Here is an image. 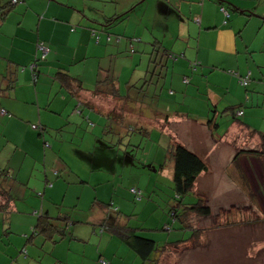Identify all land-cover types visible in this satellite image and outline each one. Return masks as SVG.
<instances>
[{"label": "crops", "instance_id": "1", "mask_svg": "<svg viewBox=\"0 0 264 264\" xmlns=\"http://www.w3.org/2000/svg\"><path fill=\"white\" fill-rule=\"evenodd\" d=\"M19 1L0 0V264H126L105 252L108 242L129 246L113 224L137 228L121 215L113 177L148 165L156 173L174 141L205 161L199 176L215 168L212 158L227 161L220 170L232 177L230 165L245 176L257 160L244 151L260 150L250 144L264 134V0ZM69 77L82 89L66 86ZM194 191L211 210L196 183ZM165 211L162 231L174 223Z\"/></svg>", "mask_w": 264, "mask_h": 264}, {"label": "rangeland", "instance_id": "2", "mask_svg": "<svg viewBox=\"0 0 264 264\" xmlns=\"http://www.w3.org/2000/svg\"><path fill=\"white\" fill-rule=\"evenodd\" d=\"M253 2L255 3L257 0H253ZM263 5L264 2L261 1V6ZM115 29L112 28L109 31V36H111L112 40L119 39L122 36L121 34L117 36L110 34ZM131 29L132 27L128 26L126 33H131ZM94 35V40L97 41L99 35L98 33L97 36ZM125 38L127 37H123L122 39ZM140 51L141 49H137V53ZM131 53L129 51L130 55H132ZM152 71H154L153 67L149 70L148 77L146 76L145 78L148 84L142 80L146 85L145 89L148 88L151 81L149 80V76L151 77ZM155 80H153V83H155ZM142 81L140 82L141 86ZM154 86H149V94L153 91ZM146 101L143 105L153 106L150 101ZM37 126L41 127L39 124ZM92 129L91 123L86 125V128L84 127V130L87 132H90ZM250 146L251 148L256 147L261 150V144L256 140L251 141ZM143 153V160L146 161L147 153L145 149L137 151V158H140ZM6 155L7 150L2 151L0 159H3ZM137 158L135 159L139 163L140 161ZM260 161L264 165V156L261 157ZM240 162L245 163L244 161ZM258 162L259 160L250 158L248 164H244V178L238 172L236 165V167L230 165V171L234 175L232 177L220 170V166L225 165V163L227 164V161H219L215 158L210 159L208 163L214 165L216 169L211 166L212 171L208 174L202 173L197 178L196 190L206 193L204 199L208 201L211 207V214L205 217L195 214L188 215L189 224L194 228L201 229L202 233L197 235L194 240L184 242L185 244L188 243L186 246H182V248L177 250L173 249L172 254L163 255L162 257L153 255L152 258L157 257L159 259L161 257L159 264H264V170L261 169ZM157 163L161 169L153 174L150 173L153 167L151 166V168L148 165L147 169H142V167L137 168L139 171L123 169L122 175L113 177L114 181L118 179L116 183L117 186H120L118 194L123 198L121 215H124V219L127 220L130 226L137 227L140 234L144 236L154 235L158 239H161V242L157 243L158 245L164 244L168 237L171 240H178L179 238L188 240L193 233L190 229L161 230L162 223L159 222V215L164 210L167 212L170 197L173 195L172 157L164 153ZM141 170H148V172ZM155 182L159 184L156 186ZM130 187H135L142 191L143 197L140 201L134 200L133 195L130 193ZM93 192V186H88L87 194H89V201L87 202V207L91 206V202L94 199ZM109 198L110 196L105 200V203H109ZM185 201H197V193L195 191L189 193L186 195ZM109 204L120 206L115 202H110ZM109 209H111L110 206L107 210ZM169 220L172 222L170 217ZM90 226L93 227L91 223ZM85 233L87 232L85 231ZM105 233L109 234V230L106 229ZM115 237L117 238V236ZM95 245H97V241H95ZM123 246L125 248H118L116 241L110 244L108 242L105 246V252L111 257L115 256L114 258H116L118 257L116 251H119L123 255L126 264L144 263L129 246L125 244ZM94 249H96V246H94ZM144 264L153 263L147 261Z\"/></svg>", "mask_w": 264, "mask_h": 264}, {"label": "trees", "instance_id": "3", "mask_svg": "<svg viewBox=\"0 0 264 264\" xmlns=\"http://www.w3.org/2000/svg\"><path fill=\"white\" fill-rule=\"evenodd\" d=\"M223 9L228 13V11L223 7V5H221V10ZM125 14L126 13H124V15L120 17H117V16L111 17L108 20L107 25H110L112 22L120 21L121 19H124ZM228 17H229V13L227 16L225 15V18H228ZM129 41L130 43H133V42H136V39L130 38ZM130 51L133 52L132 48L130 49ZM170 55L173 57V54H169V56ZM153 62L155 63L156 61H153ZM151 74L152 75L149 80H151V78L153 77L154 71H152ZM239 78H243V77H239ZM249 79L250 78H248V80ZM65 83H66V86L68 87L75 88L77 86L79 89H82L81 81L77 78L69 77L67 78V81H65ZM147 83L148 82H146V84ZM95 92L97 94L100 92V89L98 88V86L95 89ZM145 131L147 130L145 129ZM259 138L261 140V143H260L261 150L256 151V150L251 149L249 151H244V152L248 154H254V156L256 155L255 157L257 160H259L258 163L261 166V169L264 170V165L262 161H260L261 157L264 156V134H259ZM46 144L48 145L47 142ZM171 157L173 161V177H172L173 195L170 197L171 199L168 204L167 214L170 215V218L173 219L174 223H172L171 225H168L166 229L168 231H170V229L172 230L173 229H183V230L190 229L193 231L192 236L188 240H182V241L158 245L157 244L158 242L155 239L151 238L150 236H147V235L144 236L140 234L139 229L137 228H131V227H128L127 224H119V223L113 224L112 226L114 231H116L117 233L127 238L129 247L132 249V251L137 256L140 257V259L143 260L144 263L149 261V262H152L153 264H159V259H157V257L152 258L153 255H157V253L168 255L172 253L173 247L175 245H178V243L180 244L183 242L192 241L194 238L197 237V235L202 233L201 229L194 228L191 226V224H189L190 222L188 221V215L195 214L198 216L205 217L211 213L209 206L206 205L201 198H198L197 201L195 202L185 201L186 195L194 192V186H195V183H196V180L199 174L207 170V165L205 161L202 160V158L199 157L195 152L191 151L190 149L186 148L184 145L176 141H174L172 145ZM235 162L239 164L238 158L235 159ZM240 175L243 176L241 172H240ZM243 177L245 178V176ZM132 188H134L136 192H131ZM132 188L130 189V193L133 195L134 200L140 201L143 197L142 191L135 187H132ZM39 221H40V225H42L43 227L46 226L52 229L56 228L53 226L49 218L47 219L40 218ZM175 223H177L176 227L174 226ZM63 226H64L63 231H65V229L68 228V224H65V225L63 224ZM106 262L107 264H112L108 261Z\"/></svg>", "mask_w": 264, "mask_h": 264}, {"label": "built area", "instance_id": "4", "mask_svg": "<svg viewBox=\"0 0 264 264\" xmlns=\"http://www.w3.org/2000/svg\"><path fill=\"white\" fill-rule=\"evenodd\" d=\"M17 2H20V1L19 0H12V3H17ZM222 11L224 12V14L226 16L228 15V13L224 9ZM38 49L42 53V58H45V55L47 54V51H48L47 48H45V46L43 44H38ZM31 67L33 68V65ZM183 81H184V83H187L188 79L186 77H184ZM239 81H240V84H242L244 86L247 85L249 82L248 77L239 78ZM238 114H239V112H238ZM33 128H38V126L33 125ZM131 192H136V190L134 188H132ZM99 262H100V264H107V262L103 259H100Z\"/></svg>", "mask_w": 264, "mask_h": 264}]
</instances>
